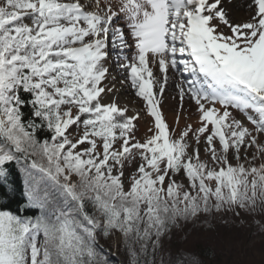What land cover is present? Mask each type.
Masks as SVG:
<instances>
[{
	"label": "snow or ice",
	"instance_id": "6c2138e0",
	"mask_svg": "<svg viewBox=\"0 0 264 264\" xmlns=\"http://www.w3.org/2000/svg\"><path fill=\"white\" fill-rule=\"evenodd\" d=\"M233 3L0 0V264H207L190 226L264 212V0Z\"/></svg>",
	"mask_w": 264,
	"mask_h": 264
},
{
	"label": "rangeland",
	"instance_id": "374dc122",
	"mask_svg": "<svg viewBox=\"0 0 264 264\" xmlns=\"http://www.w3.org/2000/svg\"><path fill=\"white\" fill-rule=\"evenodd\" d=\"M247 14H243L240 11L232 15L234 19H244ZM179 80L178 74L170 73V80ZM131 98L134 99L133 93L130 90ZM176 96V89L174 84H170L164 94V101L162 104V111L167 118V122L171 125L173 124L174 117L177 113L178 99H174ZM184 115L190 117V120L181 122L182 126L185 122H191L195 124L197 119L195 115V106L189 105L188 102L185 103ZM148 122H139V132L138 136H142L147 129ZM250 217L252 219L259 218L261 223H264V212H259L255 215H249L241 213L240 217ZM249 226H246V235L241 234L237 226H230L223 224V221L217 225L221 230V237L217 241L216 255L214 259L210 262L211 264H264V233L259 231V225L256 221L248 222ZM216 228V226L211 228H205L202 230L191 231V235L188 237V241L192 242L198 239H209L212 234L211 230ZM241 231V227H240ZM187 241V242H188ZM115 252V249H113Z\"/></svg>",
	"mask_w": 264,
	"mask_h": 264
},
{
	"label": "trees",
	"instance_id": "16d2710c",
	"mask_svg": "<svg viewBox=\"0 0 264 264\" xmlns=\"http://www.w3.org/2000/svg\"><path fill=\"white\" fill-rule=\"evenodd\" d=\"M228 220L227 225L230 226H237L239 228V232L241 234H245L246 235V226L248 228L249 226V221H260L259 218L256 219H252L250 217H232L229 216L226 218ZM223 220L219 217L217 218H210L208 222L204 223L201 222L199 224L196 225L195 229H192L191 226L189 228V231L194 232L196 230H202L205 228H211L216 226V228H213L211 231L212 236L209 239H198L195 241H188L187 242V247L191 248L193 251L199 252L202 254L203 259L207 262V264H211L210 262L212 261V259H214L215 257V253H216V248H217V241L218 239H220L221 237V230L219 227H217V225H219ZM224 224V223H223ZM240 227H241V231H240ZM183 237V234H181V238Z\"/></svg>",
	"mask_w": 264,
	"mask_h": 264
},
{
	"label": "bare ground",
	"instance_id": "6f19581e",
	"mask_svg": "<svg viewBox=\"0 0 264 264\" xmlns=\"http://www.w3.org/2000/svg\"><path fill=\"white\" fill-rule=\"evenodd\" d=\"M247 0H234V3L231 5V14L233 15L236 12H241L243 14L247 13L246 8L243 6L244 4H246ZM129 89L125 88L124 90H122L121 92V98L122 100H128V99H132ZM140 122H144L143 120Z\"/></svg>",
	"mask_w": 264,
	"mask_h": 264
}]
</instances>
